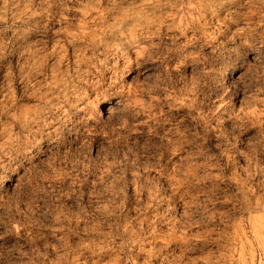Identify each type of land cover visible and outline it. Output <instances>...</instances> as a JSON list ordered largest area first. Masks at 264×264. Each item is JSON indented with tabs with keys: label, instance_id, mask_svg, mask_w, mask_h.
<instances>
[{
	"label": "rangeland",
	"instance_id": "1",
	"mask_svg": "<svg viewBox=\"0 0 264 264\" xmlns=\"http://www.w3.org/2000/svg\"><path fill=\"white\" fill-rule=\"evenodd\" d=\"M0 264H264V0H0Z\"/></svg>",
	"mask_w": 264,
	"mask_h": 264
},
{
	"label": "bare ground",
	"instance_id": "2",
	"mask_svg": "<svg viewBox=\"0 0 264 264\" xmlns=\"http://www.w3.org/2000/svg\"><path fill=\"white\" fill-rule=\"evenodd\" d=\"M108 115V114H107Z\"/></svg>",
	"mask_w": 264,
	"mask_h": 264
}]
</instances>
